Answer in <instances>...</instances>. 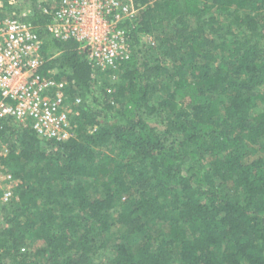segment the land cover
Returning <instances> with one entry per match:
<instances>
[{"label":"trees","instance_id":"1","mask_svg":"<svg viewBox=\"0 0 264 264\" xmlns=\"http://www.w3.org/2000/svg\"><path fill=\"white\" fill-rule=\"evenodd\" d=\"M34 1L78 113L66 140L0 118V264H264V0H135L131 56L95 76Z\"/></svg>","mask_w":264,"mask_h":264},{"label":"built area","instance_id":"2","mask_svg":"<svg viewBox=\"0 0 264 264\" xmlns=\"http://www.w3.org/2000/svg\"><path fill=\"white\" fill-rule=\"evenodd\" d=\"M42 14L52 37L79 44L94 71L118 70L132 54L123 22L137 15L135 0H46ZM154 0H151V2ZM34 0H0V118L32 127L42 138L66 140L74 135L70 114L78 113L66 79L39 72L44 65L43 38L28 18ZM114 80L116 74L112 75ZM81 98L76 99V104ZM9 145L3 144L0 155ZM19 180L0 164V204L16 197Z\"/></svg>","mask_w":264,"mask_h":264},{"label":"rangeland","instance_id":"3","mask_svg":"<svg viewBox=\"0 0 264 264\" xmlns=\"http://www.w3.org/2000/svg\"><path fill=\"white\" fill-rule=\"evenodd\" d=\"M35 5H36V3H35V1H34L33 6L35 7ZM0 211H1V208H0ZM3 224H5V223H4V215L0 213V227H1V225H3Z\"/></svg>","mask_w":264,"mask_h":264},{"label":"crops","instance_id":"4","mask_svg":"<svg viewBox=\"0 0 264 264\" xmlns=\"http://www.w3.org/2000/svg\"><path fill=\"white\" fill-rule=\"evenodd\" d=\"M51 70H55V69L53 68V69H51Z\"/></svg>","mask_w":264,"mask_h":264}]
</instances>
